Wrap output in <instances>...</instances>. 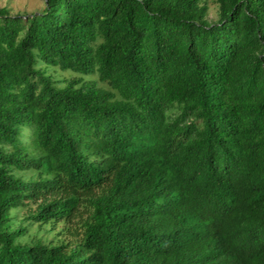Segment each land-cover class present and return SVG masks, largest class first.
Returning <instances> with one entry per match:
<instances>
[{
  "label": "trees",
  "instance_id": "16d2710c",
  "mask_svg": "<svg viewBox=\"0 0 264 264\" xmlns=\"http://www.w3.org/2000/svg\"><path fill=\"white\" fill-rule=\"evenodd\" d=\"M215 2L0 8V264H264V0Z\"/></svg>",
  "mask_w": 264,
  "mask_h": 264
},
{
  "label": "rangeland",
  "instance_id": "374dc122",
  "mask_svg": "<svg viewBox=\"0 0 264 264\" xmlns=\"http://www.w3.org/2000/svg\"><path fill=\"white\" fill-rule=\"evenodd\" d=\"M208 6V12L206 19L209 21H215L217 18V3L215 0H206ZM44 0H0V8H6L11 15L21 14L29 15L37 12L43 7ZM62 76H69V72H62ZM21 214V213H20ZM61 226L58 225L56 230ZM48 226H43L41 230L37 225L30 227V233L36 235L37 237L46 236L47 238L52 237L54 232L49 231L47 233Z\"/></svg>",
  "mask_w": 264,
  "mask_h": 264
}]
</instances>
